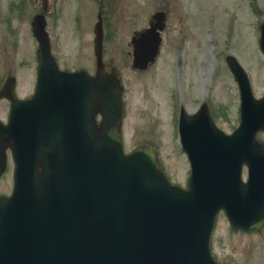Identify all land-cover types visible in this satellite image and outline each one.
I'll return each instance as SVG.
<instances>
[{
    "label": "water",
    "instance_id": "obj_1",
    "mask_svg": "<svg viewBox=\"0 0 264 264\" xmlns=\"http://www.w3.org/2000/svg\"><path fill=\"white\" fill-rule=\"evenodd\" d=\"M164 26L157 12L148 29L135 33L133 69L155 62ZM32 30L33 97L16 100L13 78L0 93L12 102L11 122L0 123V174L7 145L15 162L13 194L0 197V264H216L209 241L221 210L235 228L264 223V145L256 140L264 97L253 98L234 57L226 62L241 102L232 134L215 126L206 104L193 115L181 109L180 140L191 167L185 190L168 182L153 149L123 153L122 87L102 63L99 25L94 76L58 69L43 16L33 17ZM260 46L264 53V26Z\"/></svg>",
    "mask_w": 264,
    "mask_h": 264
},
{
    "label": "rangeland",
    "instance_id": "obj_2",
    "mask_svg": "<svg viewBox=\"0 0 264 264\" xmlns=\"http://www.w3.org/2000/svg\"><path fill=\"white\" fill-rule=\"evenodd\" d=\"M84 2L88 3L56 1L48 7L47 31L60 69L83 67L93 73L92 32L70 38L68 33L73 9L87 16L91 9L90 24L95 22L97 8ZM40 4V0H0V78L14 76L22 98L34 88L37 42L31 19L41 13ZM109 4L103 60L116 68L124 88V150L130 152L140 145L156 148L171 182L185 187L189 165L176 131L180 106L193 113L206 103L216 125L227 133L238 125L239 91L225 61L228 55L245 70L254 97L264 94V61L258 41L264 0H110ZM161 9L167 16V30L159 57L144 72L132 70L133 31L147 27L150 16ZM7 106L0 99L1 121H5ZM258 139L264 143V132ZM8 166L0 177V196L12 188ZM212 247L223 264H264V230L235 233L223 214L217 219Z\"/></svg>",
    "mask_w": 264,
    "mask_h": 264
},
{
    "label": "flooded vegetation",
    "instance_id": "obj_3",
    "mask_svg": "<svg viewBox=\"0 0 264 264\" xmlns=\"http://www.w3.org/2000/svg\"><path fill=\"white\" fill-rule=\"evenodd\" d=\"M58 1L59 4H64L65 0H40V5H41V10L43 12H48L49 9L48 7L52 6L53 4H55V2ZM76 1V0H75ZM88 2L92 3L93 0H87ZM118 0H112V2H117ZM119 1H123L124 0H119ZM109 2L110 0H94V3L98 6L97 8V21H99V19L101 20V25H102V30L106 32V28L108 26V6H109ZM121 3V2H120ZM84 4L86 6H88L87 2H84ZM96 21V22H97ZM149 22V20H148ZM70 23L72 25L71 31L69 33V37L71 36H88V16L85 12H83L82 10L79 9H73L71 11V15H70ZM69 27V26H68ZM90 31L92 30V32L94 33V24L93 27H89ZM79 69H83L82 67ZM8 155H10V152L8 151ZM264 230V227L261 229H257L251 232H240V231H235L237 233L240 234H244V235H251L254 233H258V232H262Z\"/></svg>",
    "mask_w": 264,
    "mask_h": 264
}]
</instances>
